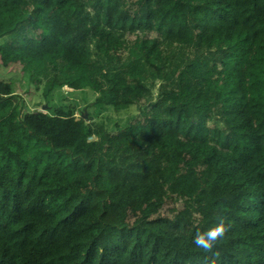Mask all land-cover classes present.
Returning <instances> with one entry per match:
<instances>
[{"label": "trees", "instance_id": "16d2710c", "mask_svg": "<svg viewBox=\"0 0 264 264\" xmlns=\"http://www.w3.org/2000/svg\"><path fill=\"white\" fill-rule=\"evenodd\" d=\"M10 64L47 107L0 77V264H264V0H0Z\"/></svg>", "mask_w": 264, "mask_h": 264}, {"label": "rangeland", "instance_id": "374dc122", "mask_svg": "<svg viewBox=\"0 0 264 264\" xmlns=\"http://www.w3.org/2000/svg\"><path fill=\"white\" fill-rule=\"evenodd\" d=\"M152 34L153 33H150L149 35H152ZM7 69L10 72H8ZM20 73H21L20 65H18V64H10L7 66V68H2V66L0 65V77H4V76L5 77L6 76L12 77V75H13V77L11 79H13V82L15 83V90H17L19 93H22V97H23V100H25L24 102L26 104L27 109L31 110V111H43L45 108L44 106L46 104L44 102L43 92L47 89V83L44 80L41 81L38 85H35L34 83H30L29 81L26 83L25 78H22V74H21V78H20ZM157 84H158V81H155V83L152 87V94L153 95L158 91L157 90ZM25 91H27V92H25ZM76 94L77 95L79 94L80 96L78 98L75 97L74 95L67 96L65 101L77 103L73 117L74 118H78L80 116H86V118L89 117L90 118V120L88 121L89 123H95L97 121H100L102 118H104L105 115H108L112 119H117L120 122H123L125 120V118L128 117V115L137 114V111H138V107H136L135 105H131L126 110L120 111L118 113L114 112L112 110H109V111H104L98 117H93L91 115L92 106L90 105V102H88V100H86V98H90V95L88 93L83 95L80 92L76 93ZM78 99H80V101ZM110 123L111 122H108L105 124H106V126L111 128L112 125ZM208 124L212 125V122H208ZM182 205H183L182 200L175 199L173 201L170 198H166L163 205L159 208L157 214L166 215V216L170 217L173 214V212L170 211V208L175 207L177 209H181ZM194 218L198 219L199 216L197 214H194ZM133 219H134V216L131 213H128V215L126 217L127 223L131 224Z\"/></svg>", "mask_w": 264, "mask_h": 264}, {"label": "clouds", "instance_id": "9594fccd", "mask_svg": "<svg viewBox=\"0 0 264 264\" xmlns=\"http://www.w3.org/2000/svg\"><path fill=\"white\" fill-rule=\"evenodd\" d=\"M225 230V226L221 222L202 233H198L194 238L195 244L204 249H210L213 247L216 240L224 235Z\"/></svg>", "mask_w": 264, "mask_h": 264}, {"label": "water", "instance_id": "95a60500", "mask_svg": "<svg viewBox=\"0 0 264 264\" xmlns=\"http://www.w3.org/2000/svg\"><path fill=\"white\" fill-rule=\"evenodd\" d=\"M44 107L46 108V107H47V105L45 104V106H44ZM45 108H44V109H45ZM82 117H83V118H86V116H82Z\"/></svg>", "mask_w": 264, "mask_h": 264}]
</instances>
